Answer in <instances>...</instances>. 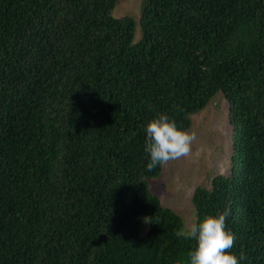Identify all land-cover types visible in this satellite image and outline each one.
Wrapping results in <instances>:
<instances>
[{"label": "trees", "instance_id": "16d2710c", "mask_svg": "<svg viewBox=\"0 0 264 264\" xmlns=\"http://www.w3.org/2000/svg\"><path fill=\"white\" fill-rule=\"evenodd\" d=\"M116 4L0 0V264L186 259L195 240L148 188L163 163L147 167L144 125L166 112L188 130L219 92L230 172L192 204L230 203L228 251L264 264V0H145L137 43Z\"/></svg>", "mask_w": 264, "mask_h": 264}, {"label": "rangeland", "instance_id": "374dc122", "mask_svg": "<svg viewBox=\"0 0 264 264\" xmlns=\"http://www.w3.org/2000/svg\"><path fill=\"white\" fill-rule=\"evenodd\" d=\"M144 2L117 0L111 13L114 18H133L136 25L133 43L141 39L139 19ZM227 112L228 104L219 92L202 111L191 116L188 131L194 134V139L190 152L163 163L160 175L146 180L149 190L159 197L161 204L182 218L183 229L195 216L191 200L194 190L197 187L210 188L214 176H227L230 172L233 129L228 123Z\"/></svg>", "mask_w": 264, "mask_h": 264}, {"label": "clouds", "instance_id": "9594fccd", "mask_svg": "<svg viewBox=\"0 0 264 264\" xmlns=\"http://www.w3.org/2000/svg\"><path fill=\"white\" fill-rule=\"evenodd\" d=\"M144 151L149 154V169L169 160L186 155L191 150L194 134L178 126L176 120L166 112H159L144 125ZM0 217L8 222V185L0 186ZM231 214V205L226 204L216 214H197L181 235L194 239L195 244L188 250L186 259L174 264H239L244 253L228 251L232 248L235 234L226 227Z\"/></svg>", "mask_w": 264, "mask_h": 264}]
</instances>
